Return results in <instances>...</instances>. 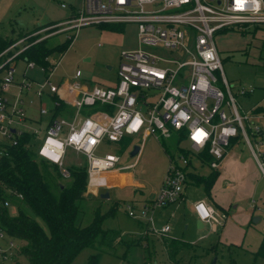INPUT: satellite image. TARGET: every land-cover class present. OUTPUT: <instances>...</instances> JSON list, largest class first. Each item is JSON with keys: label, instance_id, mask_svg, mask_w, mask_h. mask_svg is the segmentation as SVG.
Listing matches in <instances>:
<instances>
[{"label": "built area", "instance_id": "built-area-1", "mask_svg": "<svg viewBox=\"0 0 264 264\" xmlns=\"http://www.w3.org/2000/svg\"><path fill=\"white\" fill-rule=\"evenodd\" d=\"M87 25L136 28V48L121 52L114 86L86 85L78 80L80 70L73 79L55 84L51 81L54 65L46 69L33 61H25L22 78L15 81L16 62L23 60L19 55L37 42L28 38L7 48L9 51L23 43L16 53L3 56L5 49L0 54V67L6 65L0 82V158L8 147L18 144L20 136L32 133L36 156L57 166L63 179L70 177L65 164L67 151L81 154L87 165V191L95 194L107 187L106 172L133 165L117 167L120 155L115 153L97 155L103 141L120 143L133 136L142 141L149 136L163 141L174 133L175 153H168V167L154 197L138 214L132 206L126 207L129 216L145 220V232L152 221L148 211L179 201L191 183L190 173L201 174L198 167L219 170L235 142L249 146L264 175V111L261 106L246 111L239 104L238 96L252 94L255 87L233 90L216 42L217 34L230 31L249 36L247 49L257 48L262 58L264 0H82L80 8L66 20L44 30L61 33ZM29 70H38L42 79L28 76ZM11 86L16 89L8 97ZM30 94L40 101L39 114H50L43 129L29 127L41 121L27 113L34 103ZM44 96L50 98L52 108L41 103ZM63 104L74 107L70 119L56 114V108ZM97 105L103 108L93 110ZM82 109L90 113L83 115ZM6 191L22 197L11 189ZM1 205L9 208L12 203L5 199ZM193 211L213 231L227 219V213L204 199L193 203ZM169 230L166 224L158 234ZM15 241L0 226L3 260L15 254Z\"/></svg>", "mask_w": 264, "mask_h": 264}, {"label": "rangeland", "instance_id": "rangeland-1", "mask_svg": "<svg viewBox=\"0 0 264 264\" xmlns=\"http://www.w3.org/2000/svg\"><path fill=\"white\" fill-rule=\"evenodd\" d=\"M78 1L0 0V32L6 36L18 37V40L30 39V36L33 42L46 39L49 46L65 42L74 33L73 41L63 52H54L49 56V61L54 65L51 81L57 84L63 79L71 80L75 72L80 70L82 76L78 78L79 81L90 86H112L117 82L121 52L136 48L137 31L133 25L125 26L123 30L87 25L77 31L61 33L39 28L48 22L61 23L66 20L69 7L62 8L61 4L69 6ZM249 38L234 31L216 36L223 70L233 90L236 92L241 86L255 87L252 94L238 96L239 104L246 111L252 110L257 104L264 109V53L261 58L258 52L249 51ZM22 45L23 43L9 51L6 49L3 56L16 53ZM25 65L24 60L16 62L15 81L21 80L20 73ZM36 71L29 70L27 74L40 79L41 74ZM14 89L15 86H11L6 95L11 97ZM41 103L46 104L48 109L52 108L47 98H43ZM39 107L40 101L34 99L32 109L27 111L36 121L41 118V121L31 123L30 128L43 129L49 120L50 114L40 115ZM73 113L74 110L71 109L63 117L70 119ZM261 125L264 129V120ZM127 140L129 142L125 145ZM176 143L177 138L173 133L163 141H157L152 136L142 141L140 136H133L124 138L120 143L103 141L97 148L96 154L99 156L107 153L120 155L117 167L133 164L122 171L129 172L134 180V184L123 187L100 188L95 194L89 193L86 188L85 200L81 203L82 224H89L96 213L105 215L115 205L114 214L105 216L101 227L104 230L120 231L122 238L114 252L101 254L97 264H212L215 256L218 257L216 264H264V259L256 256L263 240L264 206L259 203L254 209L253 203V199H257L259 194L264 197V177L249 146L243 141L235 142L229 148L233 152L227 157L210 193L205 191L203 184L192 183L176 203L148 211L147 217H151L152 221L147 232L144 228L145 220H137L128 215L127 205L132 206L138 214L143 205L138 201H151L147 196L155 193L161 183L168 167V153H175ZM133 144H137L141 150L139 154L130 156V146ZM65 164L68 167L85 166L86 162L81 154L69 149ZM198 168L201 175L209 176L212 173L207 165ZM58 179L63 184L68 182L67 178ZM119 183L124 184V178L121 177ZM105 192L109 194V198L101 197ZM201 198H207L219 212L227 213V219L214 232L209 224L201 228L196 214L191 210L192 204ZM8 210L11 215L16 213L13 205ZM254 217H260L261 220L254 222ZM166 224L170 226V230L162 235L158 234ZM163 235L185 241L188 247L183 248L174 259H170L162 242ZM15 243V254L3 263L28 264L19 252L23 242L17 240ZM93 252L90 248L82 249L71 264L87 263Z\"/></svg>", "mask_w": 264, "mask_h": 264}, {"label": "trees", "instance_id": "trees-1", "mask_svg": "<svg viewBox=\"0 0 264 264\" xmlns=\"http://www.w3.org/2000/svg\"><path fill=\"white\" fill-rule=\"evenodd\" d=\"M101 27L117 29L115 25ZM73 36L71 34L65 42L54 46H49L46 39L39 40L24 49L19 57L24 61L42 64L48 69L53 65L49 56L54 52H63L73 41ZM29 38L28 41L33 42L32 37ZM18 39L0 32V54ZM2 59L0 57V64ZM5 68L6 65L0 67V82ZM65 107L64 104L57 107L56 114L61 113ZM98 108L103 106L97 105L93 110ZM34 140V134L24 133L18 138V144L8 147L7 154L0 158V226L11 238L23 242L19 252L28 264H71L84 248L94 250L85 264H97L101 254L114 252L122 241L120 231L104 230L101 227L103 218L112 216L116 206L105 215L96 213L89 224L83 225L81 203L85 200L87 165L69 166L70 177L67 184H63L58 179L61 175L57 166L36 156L32 149ZM218 176V170L212 171L209 176L190 173L191 183L203 184L207 193H210ZM7 189L22 197L7 193ZM5 199H9L16 207L14 215L1 205ZM162 242L170 259L188 247L187 242L167 236L162 238ZM256 256L264 259V232ZM3 262L0 256V264Z\"/></svg>", "mask_w": 264, "mask_h": 264}, {"label": "crops", "instance_id": "crops-1", "mask_svg": "<svg viewBox=\"0 0 264 264\" xmlns=\"http://www.w3.org/2000/svg\"><path fill=\"white\" fill-rule=\"evenodd\" d=\"M81 3H82V0H79L78 1V3H75V2H73V4H70L69 6H67L66 4H65V6L64 7H62V4H61V7L62 8H67V7H69V10H68V15H67V18L73 13V12H75L77 9H79L80 8V6H81ZM48 23H51V22H48ZM45 24H47V23H45ZM42 25H44V24H42ZM42 25H40V26H42ZM116 26V25H115ZM125 26H127V25H124V26H116L117 27V29L118 30H123V28L125 27ZM99 27H101V26H99ZM250 38H249V42H250ZM248 42V43H249ZM256 43H259V41H255ZM254 42V43H255ZM248 43H247V47H248ZM249 51H256V52H258V54H259V51L257 50V48H252L251 50H249ZM36 71V70H35ZM37 72V71H36ZM22 73V72H21ZM20 73V74H21ZM37 74H41L40 76H41V78L40 79H37L35 76L34 77H32V76H30V75H28V76H30L31 78H33V79H36V80H41L42 79V77H43V74L42 73H40V72H38ZM63 80H68V79H63ZM70 80V79H69ZM84 84H86V85H89L88 83H85V82H83ZM116 84V83H115ZM114 84V85H115ZM114 85H112V86H114ZM90 86V85H89ZM109 87V86H108ZM15 90V89H14ZM62 93H63V91H62ZM29 97L30 98H33V100L34 99H36L35 97H34V95H32V94H30L29 95ZM43 98H47L50 102H51V100H50V98L48 97V96H44ZM42 98V99H43ZM51 105H52V103H51ZM256 106H260V105H254V107H256ZM30 109H32V107L30 108ZM71 109H73L74 110V107L73 106H71V105H68V106H66L65 107V109L64 110H62L61 111V113H62V115H68L69 114V112H70V110ZM261 109H262V107H261ZM263 111H264V109H262ZM30 111H32V110H30ZM88 113H90V111L88 110V109H82V114L83 115H86V114H88ZM31 114V113H30ZM72 117V116H71ZM70 117V118H71ZM49 119H50V117H49ZM264 120V119H263ZM126 138H130V137H125V139ZM123 141V140H122ZM133 145H135V144H133ZM133 145H131L130 146V151H131V149H132V147H133ZM140 150H141V148H140ZM140 150H139V152H140ZM232 152L233 151H229V153L226 155V157H225V159H224V161H223V163H222V166H221V168L218 170L219 171V175H220V173H221V170L223 169V166L225 165V161H226V159H227V157H229L231 154H232ZM139 154V153H138ZM252 154V153H251ZM253 155V154H252ZM253 158L255 159V157L253 156ZM256 160V159H255ZM256 162H257V160H256ZM258 163V162H257ZM259 165V164H258ZM259 168H260V166H259ZM261 170V169H260ZM262 172V171H261ZM262 175H263V173H262ZM105 176H106V179H107V183H108V185H107V187L106 188H103V189H110V188H113V187H115V186H120V187H123V186H125V185H130V184H134V180L131 178V175H130V173L129 172H123L122 170H119V169H117V168H115V169H112V170H109L108 172H106L105 173ZM124 178V184H120L119 183V179L120 178ZM263 177H264V175H263ZM161 184V183H160ZM160 184H159V186H158V188H157V190L159 189V187H160ZM192 185V183H190L188 186H187V188L189 187V186H191ZM187 188H186V190H187ZM157 190H156V192H157ZM185 190V191H186ZM99 191V190H98ZM97 191V192H98ZM155 192V193H156ZM155 193H151L150 195H148L147 196V199H152L153 197H154V195H155ZM108 198H109V196H108ZM201 199H204V200H206L209 204H211L210 202H209V200L207 199V198H201ZM200 200V199H199ZM257 200V201H256ZM138 202H142L143 204L144 203H146V200H140V201H138ZM253 203H254V209H256V207L258 206V204L260 203L261 205H263L264 206V197L263 196H261V194H259L258 195V197H257V199H253ZM174 204V203H173ZM170 205H172V204H170ZM170 205H168V206H170ZM212 205V204H211ZM127 210V209H126ZM191 210H193V204H192V207H191ZM193 213H195L194 211H193ZM253 216H254V214H253ZM198 219V218H197ZM138 220V219H137ZM260 220H261V218H260ZM259 220V221H260ZM199 221V220H198ZM142 226V225H141ZM205 226H204V224L201 226V228H204ZM219 228V226L217 227V229ZM216 229V230H217ZM213 231V230H212ZM214 232V231H213Z\"/></svg>", "mask_w": 264, "mask_h": 264}, {"label": "water", "instance_id": "water-1", "mask_svg": "<svg viewBox=\"0 0 264 264\" xmlns=\"http://www.w3.org/2000/svg\"><path fill=\"white\" fill-rule=\"evenodd\" d=\"M139 150H140V147L137 144L133 145V147L130 151V156L137 155L139 153ZM108 196H109V194L107 192L101 194L102 198H108ZM259 220H260V217H254V222H258ZM199 224H200V226L203 225L201 221H199ZM217 259H218V257L215 256L212 264H216Z\"/></svg>", "mask_w": 264, "mask_h": 264}]
</instances>
